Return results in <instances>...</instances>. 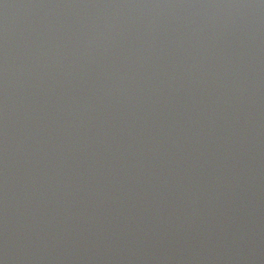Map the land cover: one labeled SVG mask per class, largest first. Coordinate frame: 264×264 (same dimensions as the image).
Segmentation results:
<instances>
[{"label":"water","instance_id":"95a60500","mask_svg":"<svg viewBox=\"0 0 264 264\" xmlns=\"http://www.w3.org/2000/svg\"><path fill=\"white\" fill-rule=\"evenodd\" d=\"M0 264H264V0H0Z\"/></svg>","mask_w":264,"mask_h":264}]
</instances>
